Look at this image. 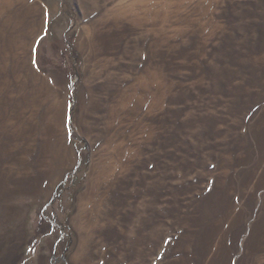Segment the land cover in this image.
Instances as JSON below:
<instances>
[{
	"label": "rangeland",
	"instance_id": "1",
	"mask_svg": "<svg viewBox=\"0 0 264 264\" xmlns=\"http://www.w3.org/2000/svg\"><path fill=\"white\" fill-rule=\"evenodd\" d=\"M35 1L23 63L0 0V264H264V0Z\"/></svg>",
	"mask_w": 264,
	"mask_h": 264
},
{
	"label": "bare ground",
	"instance_id": "2",
	"mask_svg": "<svg viewBox=\"0 0 264 264\" xmlns=\"http://www.w3.org/2000/svg\"><path fill=\"white\" fill-rule=\"evenodd\" d=\"M29 0H4V48H5V58L9 60L10 58L20 59L23 63H26L30 60L31 56L28 55V51L30 50V43L28 42V37H30L33 32L38 30L41 27L42 21L34 20L32 32L29 30V33H25L22 31V22L20 18V11L15 9V5L25 6L27 8L28 14L32 15L35 11H40L42 9L41 4L38 1L33 3H28ZM16 23L15 26H12L11 23ZM37 25V28L36 26ZM34 44V42H33ZM32 44V45H33ZM12 55V57L10 56ZM9 57V59L7 58ZM20 124H23V127L26 130L25 124L28 127L26 134L21 133V140L27 141L33 135L32 132L29 131V120H24L23 118L19 121ZM43 158L44 166L46 171L50 174H53L55 163L51 160V157L45 155ZM47 179V174H37L35 177V185L38 184V190L41 188L43 180Z\"/></svg>",
	"mask_w": 264,
	"mask_h": 264
}]
</instances>
